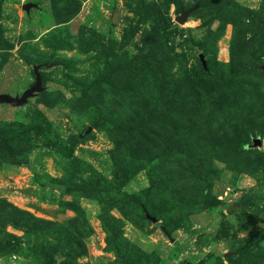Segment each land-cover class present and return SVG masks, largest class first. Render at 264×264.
<instances>
[{"label":"rangeland","instance_id":"1","mask_svg":"<svg viewBox=\"0 0 264 264\" xmlns=\"http://www.w3.org/2000/svg\"><path fill=\"white\" fill-rule=\"evenodd\" d=\"M36 76L0 264H264V0H0V93Z\"/></svg>","mask_w":264,"mask_h":264},{"label":"water","instance_id":"2","mask_svg":"<svg viewBox=\"0 0 264 264\" xmlns=\"http://www.w3.org/2000/svg\"><path fill=\"white\" fill-rule=\"evenodd\" d=\"M27 7L28 6L24 5V8H27ZM192 9L193 8H190L188 10L183 11L182 14L176 18V21L179 22V23H182L186 19L188 13ZM113 21H115V18H113ZM40 88H41V86H40V78L38 76H36L35 83L32 86H29L28 88H26L20 94V96H11V95L6 94V93H0V102L9 103V104H11L13 106L24 104L26 99L29 96H31V94L34 91L39 90ZM254 141H255L254 144L260 143L259 138H256Z\"/></svg>","mask_w":264,"mask_h":264}]
</instances>
